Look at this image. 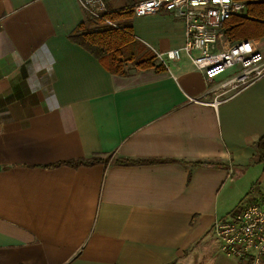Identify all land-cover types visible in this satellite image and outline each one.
Masks as SVG:
<instances>
[{
    "label": "crops",
    "instance_id": "1",
    "mask_svg": "<svg viewBox=\"0 0 264 264\" xmlns=\"http://www.w3.org/2000/svg\"><path fill=\"white\" fill-rule=\"evenodd\" d=\"M85 17L77 0H0V264H241L213 224L235 170L264 180V74L233 89L236 66L207 80L186 55L112 73L69 39ZM130 20L145 47L184 43L166 11Z\"/></svg>",
    "mask_w": 264,
    "mask_h": 264
},
{
    "label": "built area",
    "instance_id": "2",
    "mask_svg": "<svg viewBox=\"0 0 264 264\" xmlns=\"http://www.w3.org/2000/svg\"><path fill=\"white\" fill-rule=\"evenodd\" d=\"M89 17L117 27L109 12L108 0H77ZM245 10L243 0H134L136 16L166 11L180 20L184 43L167 50L150 48L159 64L169 69L171 60L186 55L192 65L212 80L236 66L234 74L223 85L239 89L264 74V54L256 39L246 38L228 42L222 34L224 21L232 14ZM217 98L214 97L215 103ZM220 250L241 264H260L264 261V196L249 201L233 214L213 224Z\"/></svg>",
    "mask_w": 264,
    "mask_h": 264
},
{
    "label": "trees",
    "instance_id": "3",
    "mask_svg": "<svg viewBox=\"0 0 264 264\" xmlns=\"http://www.w3.org/2000/svg\"><path fill=\"white\" fill-rule=\"evenodd\" d=\"M243 1L245 13L232 14L223 23L224 34L230 42L264 36V0ZM132 4L133 1L130 0L127 5L112 8L107 1L110 10L105 15L112 20H119L118 26H101V20L86 15L68 35L69 39L90 52L112 73L127 75L128 62L137 70H161L163 67L157 63L154 53L134 37L130 24L126 25L133 15ZM257 148L264 151V136L258 140ZM101 160V157L93 156L64 163L76 166ZM115 161L126 162L122 159Z\"/></svg>",
    "mask_w": 264,
    "mask_h": 264
},
{
    "label": "rangeland",
    "instance_id": "4",
    "mask_svg": "<svg viewBox=\"0 0 264 264\" xmlns=\"http://www.w3.org/2000/svg\"><path fill=\"white\" fill-rule=\"evenodd\" d=\"M110 5L115 8L122 7L127 5L130 0H108ZM134 1V0H132ZM241 13H245V10ZM116 23H119V20H115ZM130 24L131 20L126 22V25ZM99 25L104 26L103 22H100ZM113 27V26H112ZM259 47L264 51V36L259 38ZM148 48V47H146ZM152 53L153 51L148 48ZM156 59V58H155ZM157 61V60H156ZM127 70L129 72L130 68L136 69L131 63H127ZM261 158L264 160V151H260ZM262 166H258L255 170V167L252 164H246L243 168L235 170L234 179L237 180L236 186L237 189L234 194H229L227 197L226 212L225 216L233 214L235 211L239 210L249 201L258 199L264 196V180H258L257 175L260 174ZM242 174V175H241ZM240 176V177H239ZM238 178V179H237ZM251 186V190H250Z\"/></svg>",
    "mask_w": 264,
    "mask_h": 264
}]
</instances>
